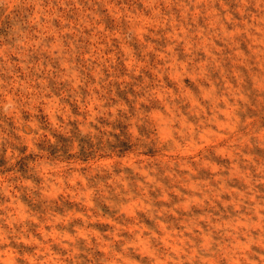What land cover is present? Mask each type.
Here are the masks:
<instances>
[{"label": "clouds", "instance_id": "obj_1", "mask_svg": "<svg viewBox=\"0 0 264 264\" xmlns=\"http://www.w3.org/2000/svg\"><path fill=\"white\" fill-rule=\"evenodd\" d=\"M0 264H264V0H0Z\"/></svg>", "mask_w": 264, "mask_h": 264}]
</instances>
